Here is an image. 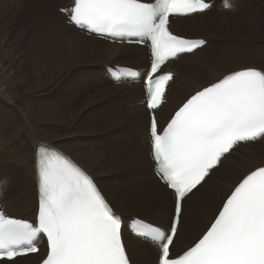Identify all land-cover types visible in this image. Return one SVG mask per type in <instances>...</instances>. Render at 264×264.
I'll list each match as a JSON object with an SVG mask.
<instances>
[{"label": "snow or ice", "instance_id": "snow-or-ice-1", "mask_svg": "<svg viewBox=\"0 0 264 264\" xmlns=\"http://www.w3.org/2000/svg\"><path fill=\"white\" fill-rule=\"evenodd\" d=\"M207 0H73L64 8L69 23L88 34L129 44H149L150 67L141 83L149 117L154 174L171 197L155 211L167 226L136 218L130 228L137 242L155 251L156 264H264V166L246 175L223 202L203 234L181 252L175 241L182 229L186 199L218 170L241 144L264 141V70L232 71L188 97L166 126L157 120L174 74L169 61L204 46L203 39L174 34L170 17L207 12ZM224 7H232L224 0ZM112 80L127 82L141 74L110 69ZM38 216L35 226L0 212V264L38 252L47 239L42 264H132L124 242L122 217L94 179L60 151L38 146Z\"/></svg>", "mask_w": 264, "mask_h": 264}, {"label": "bare ground", "instance_id": "bare-ground-1", "mask_svg": "<svg viewBox=\"0 0 264 264\" xmlns=\"http://www.w3.org/2000/svg\"><path fill=\"white\" fill-rule=\"evenodd\" d=\"M72 1H63L65 3H61L59 8L71 5ZM27 5L32 7L34 14L39 9L37 6L47 11L42 0H27ZM208 12L210 10L192 17L177 18L172 22V30L184 37L207 39L208 45L216 46L212 33L191 30L190 36L183 34L190 27L200 28V20ZM40 16L39 42L44 51L38 74L26 75L21 69L23 61L19 54L22 52L16 48L23 36L11 35L17 43L14 48H8V34L3 33V41L0 40L1 205L11 217L34 215V149L39 144H46L59 149L85 169L125 222L137 218L133 214L134 209L135 212L150 209L149 214L144 212L139 217L167 226L168 215L153 211L160 199L166 200L170 207L171 197L153 172L143 87L140 82L129 83V80L115 85L108 79L106 71L113 66L145 70L149 62L147 50L101 41L72 26L58 12L46 14V17L40 13ZM11 22L18 30L23 28L20 26L22 20L12 19ZM204 26H208V23ZM30 40L25 39L24 45H29ZM202 49L171 63L170 69L177 72V77L166 94L167 102L162 105V110L157 111L161 126L191 93L224 75L245 68L264 70L257 63L250 64L251 59L247 58L245 65L223 69L220 77L209 83L203 80V69L193 60ZM36 117L41 118L40 125ZM254 149L243 151L244 155L258 154ZM84 157L88 163L83 160ZM230 157L231 154L227 159ZM253 164L241 168L240 162L239 168L232 166L228 172L223 169L226 177L223 176L205 192L204 185L211 181V175L199 190H194V194L186 199L183 214L184 208L196 199L202 203L194 216L193 225L183 234L180 231L179 239L175 241L176 252L185 250L203 234L231 188L252 171L255 167ZM261 166H264V162L254 169ZM213 171L216 175L221 173V176L224 172L219 168ZM196 194L200 195L197 197ZM115 197L119 200H115ZM127 208L131 209L130 212ZM125 239L133 264H155L154 250L127 235ZM149 255L152 263L147 259ZM42 257L37 254L17 259L21 264H36Z\"/></svg>", "mask_w": 264, "mask_h": 264}, {"label": "rangeland", "instance_id": "rangeland-1", "mask_svg": "<svg viewBox=\"0 0 264 264\" xmlns=\"http://www.w3.org/2000/svg\"><path fill=\"white\" fill-rule=\"evenodd\" d=\"M63 1L67 0H42L43 6L45 8L47 7V11L40 6H37L39 9H36V12L34 14L32 7L27 5V0H0V40L3 41V33L8 34V48H14L17 46V43L11 38V35H21L24 37V39L20 40V43L18 45L19 47L16 49L22 52L19 54V58L23 61L21 69L26 75L38 74V68L42 59V51H44V47H41L39 42L41 26L38 19H40L41 17L40 13L44 17H46V14H50L53 12L59 13V9H62L59 8V5H62L61 3H63ZM210 1H214L215 4L213 8L210 9V12L206 13V19L203 18L200 20V28L190 27L183 32V34L186 36H190L191 30L195 32L198 31L197 33L208 32L214 34L215 36L216 46L207 45L203 47L202 51L199 54H196L193 58V60H195L196 62V65L203 69V80H208L209 83L211 81H215V79L217 80L220 77L221 70L240 66L242 64L245 65V59L247 58V60L251 59L250 64L257 63L260 67H264V0H236L235 2H232L233 9L229 11L223 10L221 6L219 9L217 4L221 0H209L208 2ZM16 13L19 15H17ZM12 19H14L15 21L22 20L20 26L23 28L21 30H18L19 28L12 26L15 25L11 22ZM229 20L231 21V23L229 22ZM10 22L12 25L10 24ZM206 23H208V26H204V24ZM227 23L229 26L227 25ZM215 25L217 26L215 27ZM206 28L209 30H207ZM25 39H31L29 45L27 46L24 45ZM108 66L112 67L110 63H108ZM103 69L105 70L104 67ZM22 118L23 117L21 116L20 119ZM40 119L41 118L36 117V122L38 125H40ZM43 123L46 124L47 121H43ZM249 149H254L258 152V154L245 156L243 151L246 152ZM262 158H264V141H260L255 144H246L244 146L238 147L237 149L233 150L229 159L223 160L222 165L219 167L220 170L224 171L223 175L221 176V173H218L217 175L214 173L211 176V181L204 185L206 187L203 188L204 191L207 192V190L216 182H218L223 176L225 178L227 174L225 170H227V172L230 171L232 169V166L239 168L242 165L241 168H243L244 166L246 167L254 163L253 165H255L256 167V165L264 162V159ZM83 160L88 163L86 157H84ZM257 160L259 161L257 162ZM225 182H227L226 179ZM213 188L216 189L215 187ZM30 191H32V189H30ZM199 195L200 194H196L197 197ZM196 196L194 198H196ZM114 199L119 200L117 197H115ZM199 200L200 199H196L195 202L188 204L187 207L184 208L185 215H182V234L185 232V230L187 231L193 225L195 221L193 220L194 216L197 212V209L202 203V201ZM128 209V212H130L131 209L127 208V210ZM153 211L155 210L153 209ZM144 212H146V214H149L150 209H146L144 210ZM144 212L140 210H137L135 212L134 209L133 214L139 217L142 216ZM166 223L168 224V220L166 221ZM40 257H42V254H40ZM147 259L152 263V257L150 255L147 257Z\"/></svg>", "mask_w": 264, "mask_h": 264}]
</instances>
